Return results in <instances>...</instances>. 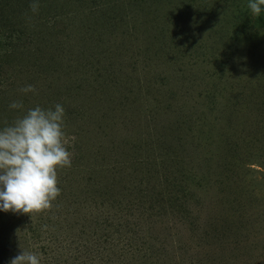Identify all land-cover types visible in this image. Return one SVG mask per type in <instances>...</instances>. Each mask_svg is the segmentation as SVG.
Here are the masks:
<instances>
[{"label": "rangeland", "instance_id": "374dc122", "mask_svg": "<svg viewBox=\"0 0 264 264\" xmlns=\"http://www.w3.org/2000/svg\"><path fill=\"white\" fill-rule=\"evenodd\" d=\"M247 2L0 0V128L59 103L71 153L49 209L0 212V264H264V15Z\"/></svg>", "mask_w": 264, "mask_h": 264}, {"label": "clouds", "instance_id": "9594fccd", "mask_svg": "<svg viewBox=\"0 0 264 264\" xmlns=\"http://www.w3.org/2000/svg\"><path fill=\"white\" fill-rule=\"evenodd\" d=\"M247 7L257 18L264 15V0H248ZM34 91L32 85L21 89L25 94ZM9 108L22 109L23 104L13 101ZM64 116L59 103L53 108L35 106L0 128V212L38 213L60 195L57 169L71 166ZM41 259L37 252L20 250L8 264H41Z\"/></svg>", "mask_w": 264, "mask_h": 264}]
</instances>
